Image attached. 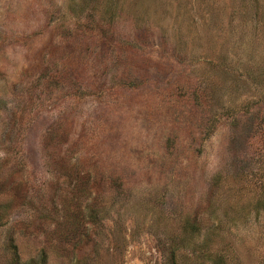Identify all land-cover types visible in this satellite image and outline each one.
Masks as SVG:
<instances>
[{"label": "rangeland", "instance_id": "374dc122", "mask_svg": "<svg viewBox=\"0 0 264 264\" xmlns=\"http://www.w3.org/2000/svg\"><path fill=\"white\" fill-rule=\"evenodd\" d=\"M11 243L264 264V0H0V264Z\"/></svg>", "mask_w": 264, "mask_h": 264}, {"label": "trees", "instance_id": "16d2710c", "mask_svg": "<svg viewBox=\"0 0 264 264\" xmlns=\"http://www.w3.org/2000/svg\"><path fill=\"white\" fill-rule=\"evenodd\" d=\"M190 226L194 228L195 225L192 226V223H190ZM9 248L11 253L9 258V264H22L18 257L16 245L11 243L9 244ZM172 255H174V253H172ZM172 264H175L174 259L172 260Z\"/></svg>", "mask_w": 264, "mask_h": 264}]
</instances>
